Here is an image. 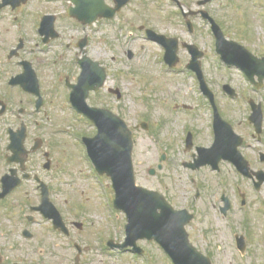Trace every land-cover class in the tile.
Listing matches in <instances>:
<instances>
[{
	"label": "flooded vegetation",
	"instance_id": "obj_1",
	"mask_svg": "<svg viewBox=\"0 0 264 264\" xmlns=\"http://www.w3.org/2000/svg\"><path fill=\"white\" fill-rule=\"evenodd\" d=\"M205 1L0 0V264H97L94 256L98 246L107 255L112 254L108 248L110 241L122 242L115 238L111 180L99 176L87 156H83L86 153L83 138L95 134L79 131L82 121L77 122L74 117L83 116L73 107L71 95L79 83L97 84L104 78L99 91L89 92L88 104L109 109L106 103L93 102L94 97L103 93L107 100L114 96L110 93L112 88H106L114 58L108 56L107 37H97L98 33H105L103 25L154 44L158 50L153 65L162 73L168 69L165 74L176 76L177 67L182 65V52L188 55L189 65L191 57L183 48L189 40H183L176 33L178 30L174 33L175 28L194 38L191 42L202 48L195 35L204 27L212 36L205 18L207 13L228 36L225 22L208 8L218 1L229 8L232 1ZM198 19L202 22L196 27ZM149 31L163 39H149ZM173 40L179 48V63L171 67ZM246 48L252 52L248 45ZM167 49L171 54L166 58ZM136 55L137 51H125L129 61ZM206 55L201 69L209 84L213 74L206 71ZM189 78L198 83L197 75L190 69ZM193 140L197 142L198 130ZM190 158L189 163L195 156ZM67 164L77 167V173L87 180L95 176L101 184L105 182L101 189L96 188V181L90 186L94 192L98 191L99 208L97 203H88L93 201V191L88 192L87 198L80 195L71 199L57 188L56 181L66 174ZM159 192L175 210L186 209L192 215L193 220L186 227L190 243L212 264H226L217 260L213 252L201 249L194 239L200 233L194 225L205 211L197 209L190 196L189 208L180 207L168 191ZM196 198H200V193ZM46 207H50L51 213L45 211ZM219 211L227 217L228 213L223 214L220 207ZM97 213L103 217L100 229L92 219ZM82 216L85 222L80 221ZM117 219L123 220L121 229L125 235L127 216L119 214ZM86 229L93 233L87 234ZM138 245L142 249L139 256L148 264H174L175 255L166 252L159 243L140 240ZM118 252L138 255L130 248ZM240 256L245 258L248 254Z\"/></svg>",
	"mask_w": 264,
	"mask_h": 264
},
{
	"label": "rangeland",
	"instance_id": "obj_2",
	"mask_svg": "<svg viewBox=\"0 0 264 264\" xmlns=\"http://www.w3.org/2000/svg\"><path fill=\"white\" fill-rule=\"evenodd\" d=\"M230 1L232 3L229 8L227 4L218 1L208 9L225 22L223 26L230 39L248 45L257 56H263L264 0ZM201 22L196 20V27L200 26ZM103 27L105 33H98L97 37H107L108 56L114 58L106 88H119L123 96L121 100L115 96H110L107 100L106 94L103 93L94 97L93 102L106 103L109 109L120 115L133 130V159L138 184L163 193L168 191L171 199L180 207L189 208L190 196L191 203L194 200L193 204L197 209L202 208L205 211L203 214L208 215L207 218L205 215L201 217L194 225L200 232L195 234L194 239L201 249L213 252L217 260H223L226 264H264V184L259 191L256 190L253 182L239 175L236 168L227 161L219 164V172H214L209 166L196 171L184 166L192 155H197L196 147L192 150L186 149L189 128L198 130L195 146L210 148L214 143L212 111L205 107L198 83L189 78L185 67L190 59L186 52L181 54L182 66H178L176 76L167 75L152 63L158 50L154 44L130 37L126 31L120 33L117 28L112 29L106 25ZM179 29L175 28L174 33L178 30L176 33H179L183 40L194 39L182 34ZM195 36L202 48L210 50L213 39L204 27H200ZM127 50L138 52L134 60L129 61L126 58ZM219 61L214 49L207 52L204 64L208 74H213L209 78V86L216 95V102L220 111H223V116L233 124L235 131L245 138V142L253 146L250 148L245 145L242 149L243 155L253 169L264 171V163L260 161L259 156V153H264V138L261 143L253 140L254 129L248 123L251 99L260 102L264 110V87L256 90L239 69L228 68ZM226 83L237 90L238 100L232 101L224 94L222 86ZM81 121L80 132L96 134V128L87 127L86 124L92 123ZM142 122L149 123V130L141 127ZM193 133L195 134V131ZM164 153L167 154V159L163 171L151 176L149 169L157 168ZM83 156L86 158L85 152ZM84 161L88 165L86 160ZM66 167V174L56 181L57 188L71 199L74 196H78V199L80 195L87 198L88 192L93 191V201L88 203H97L99 208L101 200L98 191L94 192L90 187L95 183V178L87 180L77 173V167L69 164ZM68 182L71 184H67ZM96 188L101 189L98 185ZM198 191L200 198L197 199ZM223 196L230 200L232 206L227 217L219 211V207L224 206ZM199 213L202 215L201 211ZM118 216L119 214L114 212L113 218ZM83 218H80L81 222H85L86 219ZM92 219L98 229L102 228L103 217L99 213L93 215ZM109 220L107 214V225H110ZM113 225L115 238L121 239L124 234L122 229L118 230L117 227L123 223ZM84 232L93 233L88 229ZM241 234L247 241L245 253L248 256L245 258H241L236 246V235L240 237ZM99 249L98 246L94 256L97 264H138L132 260L131 255L114 253V256H108ZM155 261L156 258L153 259V262ZM141 264H147V261H142Z\"/></svg>",
	"mask_w": 264,
	"mask_h": 264
},
{
	"label": "water",
	"instance_id": "obj_3",
	"mask_svg": "<svg viewBox=\"0 0 264 264\" xmlns=\"http://www.w3.org/2000/svg\"><path fill=\"white\" fill-rule=\"evenodd\" d=\"M213 29L217 35V48L222 55V59L227 64L239 65L242 67L251 81H255L258 76L259 82L257 87H261L264 82V58L262 60L252 57L242 58L238 62V58L234 54H230V46H238L233 42L225 40L219 27L211 20ZM189 48H194L189 46ZM247 58V59H246ZM103 80L99 83L101 84ZM229 91L230 88L226 87ZM206 89V88H205ZM83 105L86 106L83 99ZM86 114L92 118L99 128V133L94 139L85 140L97 170L100 174H108L112 177L114 188L117 192L115 207L124 210L129 215L130 224L127 227L129 234L139 238L156 239L168 246L170 251L175 254H181L183 250L176 241L183 240L186 242L185 225L189 222V216L186 212H174L165 202L164 198L157 193L150 192L137 185L135 179V171L132 160L133 140L132 133L128 130L124 122L110 112L102 110H92L86 107ZM251 120L256 124L257 131L261 133L262 113L256 110ZM216 141L211 149H199L201 157L205 164H211L214 168L220 160H230L238 167V169L247 177H252L247 161L241 156L238 147L242 145V139L233 134L231 127L225 123H220L215 127ZM233 139V140H232ZM191 141V139H190ZM189 147V137L187 140ZM264 161V155L262 156ZM152 171L151 174H154ZM259 180L256 188L259 189L264 183V173H256ZM158 209L162 210L159 215ZM229 204L224 209L226 212ZM187 216V217H183ZM243 249L244 244L240 243ZM191 253L195 254V250L191 249ZM199 264H210L208 259L196 257L186 260L179 257L176 262L179 264H193L196 260Z\"/></svg>",
	"mask_w": 264,
	"mask_h": 264
}]
</instances>
